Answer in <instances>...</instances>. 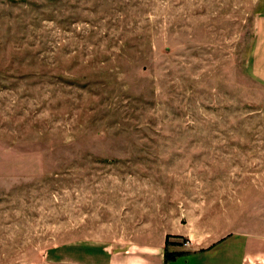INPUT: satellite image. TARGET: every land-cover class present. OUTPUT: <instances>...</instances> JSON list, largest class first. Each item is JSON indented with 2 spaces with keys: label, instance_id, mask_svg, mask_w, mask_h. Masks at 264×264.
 <instances>
[{
  "label": "rangeland",
  "instance_id": "374dc122",
  "mask_svg": "<svg viewBox=\"0 0 264 264\" xmlns=\"http://www.w3.org/2000/svg\"><path fill=\"white\" fill-rule=\"evenodd\" d=\"M219 243L264 264V0H0V264Z\"/></svg>",
  "mask_w": 264,
  "mask_h": 264
},
{
  "label": "crops",
  "instance_id": "0c3cea01",
  "mask_svg": "<svg viewBox=\"0 0 264 264\" xmlns=\"http://www.w3.org/2000/svg\"><path fill=\"white\" fill-rule=\"evenodd\" d=\"M223 251L221 248V244L219 243V245H214L212 249L206 248L205 253L193 254L192 258H195L197 260L204 259V264H205L206 256H210L212 254V256H215V255L217 256V261L215 262V264H230V263H226V261L221 258ZM161 260H162V258H161ZM146 262H148L147 259L145 257H142L141 255L138 258V260H135V261L133 259H124L123 260V264H135V263L145 264ZM175 262H177V261H175ZM234 263H236V262L234 261L231 264H234ZM208 264H210V263H208Z\"/></svg>",
  "mask_w": 264,
  "mask_h": 264
},
{
  "label": "trees",
  "instance_id": "16d2710c",
  "mask_svg": "<svg viewBox=\"0 0 264 264\" xmlns=\"http://www.w3.org/2000/svg\"><path fill=\"white\" fill-rule=\"evenodd\" d=\"M182 253L177 252V253H170L168 250L165 251V261L170 262V261H177V258L180 257Z\"/></svg>",
  "mask_w": 264,
  "mask_h": 264
}]
</instances>
